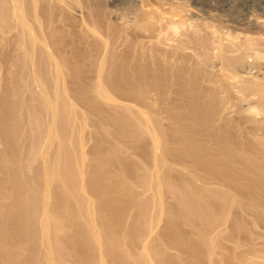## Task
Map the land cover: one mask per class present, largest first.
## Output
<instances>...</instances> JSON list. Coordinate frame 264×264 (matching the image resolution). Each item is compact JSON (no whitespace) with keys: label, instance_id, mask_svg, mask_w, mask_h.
I'll return each instance as SVG.
<instances>
[{"label":"bare ground","instance_id":"1","mask_svg":"<svg viewBox=\"0 0 264 264\" xmlns=\"http://www.w3.org/2000/svg\"><path fill=\"white\" fill-rule=\"evenodd\" d=\"M103 2L0 0V264H264L263 37Z\"/></svg>","mask_w":264,"mask_h":264},{"label":"rangeland","instance_id":"2","mask_svg":"<svg viewBox=\"0 0 264 264\" xmlns=\"http://www.w3.org/2000/svg\"><path fill=\"white\" fill-rule=\"evenodd\" d=\"M103 1H104L103 8L105 12L108 10L107 13L110 14L112 13L111 14L112 18L114 15H115L114 18H116V16L122 17V15L128 11L127 6L125 5L126 0H103ZM162 1L164 5H166V7L163 6L164 8L168 9V7L171 6L174 12H179V10H183L184 8H185L184 10L186 9L189 10L186 13V16L188 14L187 18L190 19L189 21L193 23L194 28L197 29V32L195 31V33L199 34V36L204 35L202 33H199L200 30L201 32H205V36L206 33L208 34L209 32L208 35H210L213 32L214 34L212 33L210 36L213 35V37L216 38V36L218 35L216 38L218 39V42L219 40H221L220 38L222 37V41L225 40L224 42L226 44L229 42L228 38H230V40L234 39L237 42L235 44H240L239 42H243L244 36L246 37L249 36V38L253 37L252 39H258L259 36H261L264 39V4H263L264 1L263 0H160V3ZM168 3L170 6L168 5ZM180 7L182 9H180ZM129 13L130 14L128 13L124 14V16L127 15L129 18H131L133 15L132 11H130ZM114 18L112 20H114ZM252 18L253 20H251ZM204 27H206L208 30L205 29ZM194 28L193 30H196ZM206 30L208 32H206ZM163 32L165 33L163 35H165V38L167 39L170 36L169 35L170 30L163 29ZM219 36L221 37L219 38ZM241 38H243V41ZM169 40L171 42V39ZM215 42H217V40ZM220 43L224 44L221 41ZM190 50L192 49L190 48ZM188 51L187 53H189ZM191 54L193 55V51H191ZM1 63H0V68H3L4 64ZM1 75L2 72H0V77Z\"/></svg>","mask_w":264,"mask_h":264}]
</instances>
